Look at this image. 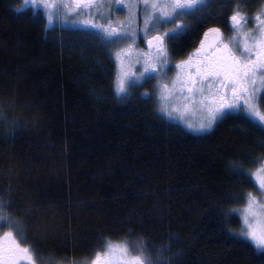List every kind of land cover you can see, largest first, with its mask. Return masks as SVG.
I'll list each match as a JSON object with an SVG mask.
<instances>
[{
	"label": "trees",
	"instance_id": "obj_1",
	"mask_svg": "<svg viewBox=\"0 0 264 264\" xmlns=\"http://www.w3.org/2000/svg\"><path fill=\"white\" fill-rule=\"evenodd\" d=\"M20 7L0 0V109L21 123L9 134L0 126V196L28 245L50 261H84L110 239L142 240L160 264H264V251L231 234L256 186L227 166L255 170L264 133L229 119L193 134L142 98L146 86L121 101L108 57L57 42L40 11ZM216 12L177 49L188 53L226 13ZM222 208L237 211L225 220Z\"/></svg>",
	"mask_w": 264,
	"mask_h": 264
},
{
	"label": "snow or ice",
	"instance_id": "obj_2",
	"mask_svg": "<svg viewBox=\"0 0 264 264\" xmlns=\"http://www.w3.org/2000/svg\"><path fill=\"white\" fill-rule=\"evenodd\" d=\"M113 4L118 10L126 9L125 21L113 19ZM29 6L42 13L46 30L55 23L94 30L90 34L111 51L119 66L114 94L121 101L128 99L132 89L156 80L154 91H145L142 98L155 96L161 117L180 119L193 133H208L229 119H239L264 133V7L256 13L252 21L256 27L251 30L247 13L233 7L228 17L229 35L219 27H208L199 46L175 63L176 76L169 81V42L188 30L183 18L207 9L209 0H23L16 11ZM141 12L142 21L138 17ZM94 13L104 22L77 19ZM138 40L146 47L139 48ZM132 63L140 66L138 73L130 70ZM192 116L198 119L193 122ZM0 120L6 121L3 113ZM7 123L13 131L15 122ZM260 147L264 148V140ZM254 163L258 165L255 170L246 169L239 161L227 165L241 181L250 180L256 186V194H243L246 206L239 211L244 226L231 234L264 251V155ZM10 208L11 201L0 196V227L8 229L0 231V264H42L43 258L28 245L24 226L8 212ZM235 211L222 208L221 214L227 220ZM102 243V250L81 264H160L142 240L134 247L126 240L105 239Z\"/></svg>",
	"mask_w": 264,
	"mask_h": 264
},
{
	"label": "rangeland",
	"instance_id": "obj_3",
	"mask_svg": "<svg viewBox=\"0 0 264 264\" xmlns=\"http://www.w3.org/2000/svg\"><path fill=\"white\" fill-rule=\"evenodd\" d=\"M14 1H15V3L18 6H21L22 2H23V0H14ZM248 2H247V0H243V1L242 0H224L223 3H222L220 0H209V7L207 9H204L201 12H198V13L192 15V16L183 18L182 22L187 24L189 27H188V30L186 32L182 33L181 36L177 40L169 42V49H170V52L172 53V55H171V58H170V61H169V66H168V70H167V79L170 81V80L175 78L176 71H177L175 66H174L175 63L178 62L180 59L186 58L187 55L189 54V53L185 54L182 51H179V49H177V43H180V41L183 40L184 37L187 36L190 33L193 24H196V22H198V21H203L204 18L208 17L212 13V11L214 9L217 12L219 10L220 11L221 10L226 11L228 13V17H229L231 15V11L230 10L233 7H237L238 6L242 12H246L247 15H248V18H249L248 28L250 30L254 29L256 27V25L252 21H253L255 15H256V13L262 7H264V0H257V2L252 4V5L249 4ZM33 10H34V12L39 11V10H35V9H33ZM217 12L215 14H217ZM41 15H42V13H41ZM112 17H113V19H119L121 21H125L126 18H127V11H126V9H124L122 7L118 10L117 6L115 4H113ZM138 17L142 21V12L138 13ZM77 19H93L95 23H103L104 22L102 19L98 18L95 13L93 14L92 17H79ZM168 27L170 28L172 26L168 25ZM228 27H229V25H228ZM49 28L51 29L50 30V34L53 37H56L55 40H57V42H59V43H62L63 45L66 44L65 40H68V39L78 40V41L84 42L83 46H85V50L87 52H88V50H93L94 49L95 50V51L93 50L94 53H93V51H91V54L97 55L98 54L97 52H100V53L104 54L106 57H108L110 59L112 67H113V64H114L113 68L115 69L116 75H117V73L119 71V66H118L117 62L113 58V56L111 54V51L108 48H106L98 39L94 38L90 34L92 31H94L93 29H91V28H83L79 24H71V23L64 24V25H61L59 23H55L53 25H50ZM161 30L163 31L164 29H161ZM140 41H142V40H138L137 41V46L139 48H141V49L145 48L146 45L144 44V42L140 44ZM68 46H70L69 43L66 44V47H68ZM90 47H91V49H90ZM100 58H101V56H100ZM112 62H113V64H112ZM130 70L132 72L138 73L140 71V66L138 64L132 63L131 66H130ZM116 75H115V77H116ZM156 83H157L156 80H151V81H148L144 85V86H146L148 88V91H149L150 94L154 91V87H155ZM152 99L155 100V96H153ZM1 110L2 109H0V113H3ZM3 115H4V117H6V121L7 122H12V120H10L9 117H7L5 114H3ZM163 118L166 119L168 122L175 123V124L181 126L182 128L186 129L187 131L191 132L190 130H188L186 128V126L184 125V123L180 119H168L166 117H163ZM190 119H192V121L195 122L198 119V117L192 116V117H190ZM6 121L5 120H0V126H2V128L4 129L6 134H9L12 131L11 132L9 131V123H7ZM14 122L16 124V127H15L14 130H16L18 128H21L20 127L21 123L19 121H14ZM191 133H193V132H191ZM193 134H196V133H193ZM196 135H201V134H196ZM253 194H256V191ZM244 207H242L241 209H243ZM241 209H239V210H241ZM239 216H240V218L242 219V222H243V218H242V215H241L240 211H239ZM42 261H43V264H81V261H68V260L50 261V260H45V259H42ZM21 264H25V262H21Z\"/></svg>",
	"mask_w": 264,
	"mask_h": 264
},
{
	"label": "flooded vegetation",
	"instance_id": "obj_4",
	"mask_svg": "<svg viewBox=\"0 0 264 264\" xmlns=\"http://www.w3.org/2000/svg\"><path fill=\"white\" fill-rule=\"evenodd\" d=\"M213 22H214V25H215L214 27L221 28V31L225 34V36H228L229 35V32H228V17H227V12L226 13L224 12L219 17L213 19ZM194 25L195 24H193L190 33L194 29V27H195ZM206 30L207 29H202V31L200 32V35L194 37L193 41L190 43V47H189L190 51L188 53L193 52L195 50V48L199 46V41H200V39L203 38V33Z\"/></svg>",
	"mask_w": 264,
	"mask_h": 264
}]
</instances>
